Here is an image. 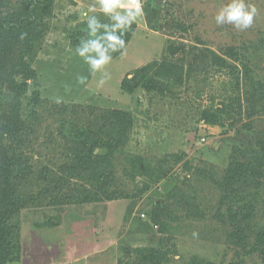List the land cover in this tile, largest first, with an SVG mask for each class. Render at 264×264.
Here are the masks:
<instances>
[{
  "label": "rangeland",
  "instance_id": "1",
  "mask_svg": "<svg viewBox=\"0 0 264 264\" xmlns=\"http://www.w3.org/2000/svg\"><path fill=\"white\" fill-rule=\"evenodd\" d=\"M17 1L4 0L7 6L2 11L15 8ZM234 2L144 0L145 15L135 23L126 55L113 56L107 69L111 79L99 87L101 74L89 75L88 66L75 55L81 40L75 38L76 27L93 14V7L98 13L95 0H51V14L40 27L42 38L24 57L26 70L19 69L12 80L0 82L4 92L0 116L12 113L18 103L23 117L36 110L37 136L27 156L39 170L47 165L56 168L64 161V143L58 134L61 113L71 117L69 110L76 105L130 111L133 126L124 152L131 158L140 156L143 167L151 171L139 167L133 172L129 157L118 158L112 185L120 191L118 199L30 202L15 217L24 249L22 260L15 264H264V239H258L264 233V187L243 245L229 236L233 228L219 217L218 212H225L218 207L214 183L228 165L236 131L251 121L264 128V113L247 115L250 105L245 101L243 68L248 64L251 76L264 82V0H246L257 5L261 14L244 33L221 30L215 23L220 11ZM147 13L162 16L165 28L152 29ZM98 18L106 20L102 15ZM169 41L185 44V64L195 66L193 73L164 94L141 87L126 92L125 81L136 70L158 65ZM208 49L227 58L234 73L211 67L202 58ZM231 49L238 51L237 58L230 55ZM77 76L86 77L87 85H78ZM56 98L63 103H54ZM217 109H222L221 123L209 124L201 118L203 112ZM157 176L161 177L154 181ZM46 182H38L33 189H45ZM78 183L71 180L69 189L58 186L57 196L63 200ZM158 202L166 213L157 207ZM155 213L160 215L157 222L152 217ZM73 256L78 260L70 261Z\"/></svg>",
  "mask_w": 264,
  "mask_h": 264
},
{
  "label": "trees",
  "instance_id": "2",
  "mask_svg": "<svg viewBox=\"0 0 264 264\" xmlns=\"http://www.w3.org/2000/svg\"><path fill=\"white\" fill-rule=\"evenodd\" d=\"M3 1L0 0L1 84L7 78L12 80L19 69L26 70L24 57L34 51L38 40L42 38L40 27L43 20L51 14V0H18L15 8L6 13L2 11L7 6ZM153 15L147 13L146 22L155 31H161L165 28L163 18L156 13ZM99 19L106 23L103 18ZM176 26L181 27L182 24ZM135 29L136 24H133L124 36L126 45ZM76 30L79 31L75 33V38H85L86 23H79ZM22 33L27 34L23 41L20 40ZM168 43L158 65H147L139 71L136 70L132 79L125 81L126 92L132 93L141 87L146 91L156 89L164 94L171 91L175 84L181 85L185 76L193 73L195 66L185 64V44L175 41ZM205 51L208 55L205 57V54L202 58L209 60L211 67L215 66L219 71L229 70L231 75L234 73L227 58L209 49ZM230 55L237 58L238 51L231 49ZM243 68L247 79L245 101L250 105L247 115L253 117L257 113H264V82L251 76L248 64L244 63ZM3 97L4 92L0 87V110L4 106ZM34 101L36 104L39 102L38 93L35 94ZM69 111L71 117H67L64 112L60 115L62 118L58 119V134L64 143L61 147L64 161L57 164L56 168L47 165L39 170L34 169L30 157L27 156V149L37 136L36 110L32 108L23 117L20 115L18 103L12 106V113H5V117L0 116V264H15L21 259L20 223L15 217L30 202L47 199L49 204H74L118 199L120 191L112 188L118 158L129 157L127 160L133 172L139 171V167L142 171H151V167H143L144 161L140 156L131 158L124 152L123 147L133 126V115L130 111L82 105L73 106ZM216 111L203 112L201 118L206 123L219 124L222 121V109ZM236 132L228 165L220 179H215L214 183L219 193L218 207L225 212H218L219 217L228 221L225 223L233 228L229 236L243 243L246 240L245 235L248 236L246 230L251 228L249 221L255 206L260 202V189L264 187V128L251 121ZM153 175L158 173L154 172ZM160 177L153 179L157 181ZM71 180L79 183L70 188L72 191L62 200L57 196L58 186L69 189ZM41 181L49 182L48 187L34 190L33 186ZM157 207L166 213L162 202H158ZM152 217L156 222L160 219V215L156 213ZM52 223L46 224L55 225ZM258 239L263 241L264 233L259 234Z\"/></svg>",
  "mask_w": 264,
  "mask_h": 264
},
{
  "label": "clouds",
  "instance_id": "3",
  "mask_svg": "<svg viewBox=\"0 0 264 264\" xmlns=\"http://www.w3.org/2000/svg\"><path fill=\"white\" fill-rule=\"evenodd\" d=\"M91 15L85 16V38H82L75 48V55L88 66L89 75L101 74L99 87L111 79L107 69L112 63L113 54L126 55V41L124 36L131 30L132 25L138 23L145 15L144 0H95ZM261 9L246 0H235L230 6L220 11L216 18V26L221 30H234L244 33L255 26L260 17ZM102 15L108 23H102L98 18ZM27 34L22 33L20 40L26 39ZM87 78L77 76L78 85H87ZM31 84V81L28 82ZM69 92V88H65ZM54 103H63L61 98H56ZM198 234L194 233V238Z\"/></svg>",
  "mask_w": 264,
  "mask_h": 264
},
{
  "label": "crops",
  "instance_id": "4",
  "mask_svg": "<svg viewBox=\"0 0 264 264\" xmlns=\"http://www.w3.org/2000/svg\"><path fill=\"white\" fill-rule=\"evenodd\" d=\"M111 203V202H110ZM110 203H108L109 205H110ZM111 205H113V203H111ZM113 206H111V208H112ZM20 240H21V260H22V257H23V255H24V249H23V240H22V237L20 238ZM78 260V258H76V257H74L73 256V258H71V260L70 261H77Z\"/></svg>",
  "mask_w": 264,
  "mask_h": 264
}]
</instances>
